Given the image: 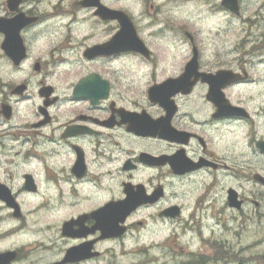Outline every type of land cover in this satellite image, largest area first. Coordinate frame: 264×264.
<instances>
[{"label": "flooded vegetation", "instance_id": "obj_1", "mask_svg": "<svg viewBox=\"0 0 264 264\" xmlns=\"http://www.w3.org/2000/svg\"><path fill=\"white\" fill-rule=\"evenodd\" d=\"M81 1L74 4L90 12L97 24H115L107 41L118 33L116 20H103L96 15V6L82 7ZM202 1H216L221 10L233 15L221 6V0ZM99 2L112 8L107 0ZM3 7L0 19L18 17L19 21L10 24V43L5 33H0V264H40L38 259L26 258L24 240L15 244L9 243L14 239L7 240L9 231H21L24 226V199L51 198L58 208L66 204L70 213L79 209L66 219L72 222L67 233L62 232L66 221L59 232L69 243L66 250L83 246L94 256L69 264H101L103 244L121 242L133 228L144 229L155 220H183L184 205L168 202L178 195L171 194L170 188L174 183L191 181L200 186L195 188L198 194L193 208L181 226L194 230L199 245L186 255L180 249L182 259L175 264H264V254L243 255L242 247L237 250L227 240L206 239L203 233L209 219L229 231L231 224H224L221 217L225 213L240 231L249 226L264 230V135L257 124L263 120L264 106L253 113L234 104L227 93L250 83L247 67L254 65V58L264 65V33L249 37H255L258 46L244 53L238 67L203 65L198 51L196 71L186 74L196 47L189 33L183 37L190 53L184 55L183 47H171L170 51L181 55L180 63H163L165 48L153 46L164 43L160 28L155 36L146 38L130 17L143 52L85 55L88 48L107 42L103 41L84 46L74 62H69L67 55L73 52L70 37L51 39L44 50L40 25L47 18L25 9L24 0L13 9L8 3ZM220 71L239 79L222 91L230 108L242 111L228 108L226 113L217 112L207 97L209 85L199 74ZM178 79L182 81L177 87H162ZM234 124L247 128L243 146L253 171L242 168L239 179L252 189L237 191L228 186L218 204L219 186L234 176L230 150ZM222 140L228 143V164ZM128 197L135 208L124 220L126 234L103 238L98 221L91 215ZM258 243L263 245L264 239L251 246ZM66 250L46 264L61 262Z\"/></svg>", "mask_w": 264, "mask_h": 264}, {"label": "rangeland", "instance_id": "obj_2", "mask_svg": "<svg viewBox=\"0 0 264 264\" xmlns=\"http://www.w3.org/2000/svg\"><path fill=\"white\" fill-rule=\"evenodd\" d=\"M24 1L25 9L33 10L47 18L40 25L41 43L45 45L44 50L49 47L51 39L71 38L70 46L73 47V52L67 55L69 62H74L84 46L107 41L114 34L111 32L113 29L111 27H115V24H97L90 12H85L74 4L79 0ZM4 3L6 0H0V15L3 14ZM106 3L107 6L124 11L135 20L142 35L146 38L151 35L155 36L160 28L164 43L155 42L153 46L165 48L166 55L163 57V63H180L181 55L174 49L170 51L171 47H183L184 55L190 53L186 51L189 46L183 37L184 33H189L199 51L201 64L216 67L227 65L236 68L243 62L246 56L244 53L258 46L255 43L256 38L249 39V37L257 32L264 33V0H239L240 16L238 17L221 10L216 1L205 3L202 0H107ZM52 16L55 17L50 18ZM181 38L184 44L180 43ZM258 59V57L254 58V65L247 67L250 79L251 81L254 79V83L250 81L248 85L237 86L227 91L234 104L248 107L253 113L264 106V65L258 63ZM260 118L259 116L258 119ZM257 124L264 135V116L262 122L257 120ZM245 128L244 124H240L239 127L234 124L232 127L230 150L234 176L231 181L225 179V183L219 186L216 192L218 204L223 191L228 186L237 191L252 189L250 184L241 183L239 179L242 168L248 167L249 172L253 171L248 162L250 157L246 155L243 146ZM227 148L228 143L222 140L221 150L228 164ZM248 152L251 153V150L248 149ZM257 161L260 162L261 159ZM199 186L200 183L192 181L174 183L170 191L171 194L176 192L178 195L168 202L184 205L183 220L180 222L148 221L150 223L146 228H133L121 239V242L103 244L101 249L105 250V256L101 264H146L147 262L175 264L182 259L183 254L180 249L184 250L185 255L193 252L199 245L194 230L184 229L181 223L193 208L194 198L198 194L195 188ZM54 200L51 198L24 199V226L21 231L14 233L9 231L8 234L7 240L14 239V242H9L10 244L24 240L26 258L28 257V260L38 259L40 264L57 259L69 247L67 240L61 237L59 229L66 219L75 215L79 210L70 213L66 204L58 208L57 201ZM36 202H41L44 206L40 210L30 211ZM48 202L55 204V207L47 206ZM225 215L228 216L227 219ZM221 217L224 224H231V227H228L229 231H224L222 227L215 225L214 221L209 219L207 228L203 232L204 237L208 236L206 239L227 240L237 250L242 247L243 255H249V257L264 254V244L259 245L258 243L255 247L251 246L255 240L264 239L262 227L257 230L255 226L253 229L249 226L240 231L239 227L231 223L228 214H222ZM9 247L17 248L15 245ZM29 250L32 251L31 255L28 254ZM251 263L257 264L255 261Z\"/></svg>", "mask_w": 264, "mask_h": 264}, {"label": "water", "instance_id": "obj_3", "mask_svg": "<svg viewBox=\"0 0 264 264\" xmlns=\"http://www.w3.org/2000/svg\"><path fill=\"white\" fill-rule=\"evenodd\" d=\"M8 7L13 9L17 6L18 3H21V0H8ZM83 7L96 6L98 8L96 14L104 20H117L121 26V30L107 43L94 46L91 49H88L86 52L87 57L97 56V55H109L114 52H119L120 50H134L142 51L144 49L143 44L139 41L136 36V32L132 26V23L128 16L116 10L108 9L99 4V0H83L81 2ZM222 6L228 8L235 14L238 13V0H223ZM18 17L12 20L5 21L0 19V32L5 33L6 41H12V26L10 24L17 22ZM20 23V22H19ZM3 47V45H2ZM197 66V52L194 49V55L192 60L189 62L186 68V74L193 71H196ZM202 82H206L209 85V94L210 98L217 106L218 112L226 113L228 106L227 102L223 98L221 89L228 84V76L226 72H218L216 75H199ZM238 79L232 78L230 82L236 81ZM182 79L176 80L174 82L165 83L162 87H177ZM180 86V84H179ZM178 86V88H179ZM151 97L153 96V90L150 92ZM230 109V108H229ZM232 111H242L240 108H231ZM230 109V110H231ZM234 193V192H233ZM132 204L131 197H128L126 200L117 203H110L99 211L94 212L91 217L96 219L99 223L102 237L113 238L120 237L125 232V227L120 226L125 220V218L130 214L131 210L134 209ZM175 209V208H174ZM83 218V217H82ZM81 219V218H80ZM79 219V220H80ZM72 222H67L63 225V234L65 235L69 230ZM94 255L87 254L83 248L76 247L69 249L66 252L64 259L60 263L56 264H66L71 262H78L90 258Z\"/></svg>", "mask_w": 264, "mask_h": 264}, {"label": "bare ground", "instance_id": "obj_4", "mask_svg": "<svg viewBox=\"0 0 264 264\" xmlns=\"http://www.w3.org/2000/svg\"><path fill=\"white\" fill-rule=\"evenodd\" d=\"M44 206V204H42L41 202H36L34 205H33V208L30 210V211H35L37 209H41L42 207ZM47 206L51 207L52 204L50 202H48ZM46 206V207H47ZM11 240V239H10Z\"/></svg>", "mask_w": 264, "mask_h": 264}]
</instances>
